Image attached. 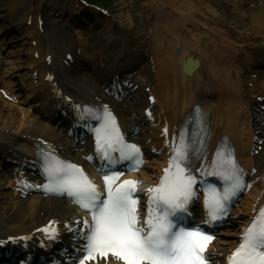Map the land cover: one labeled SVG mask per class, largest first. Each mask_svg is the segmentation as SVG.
I'll return each mask as SVG.
<instances>
[{
	"label": "bare ground",
	"instance_id": "1",
	"mask_svg": "<svg viewBox=\"0 0 264 264\" xmlns=\"http://www.w3.org/2000/svg\"><path fill=\"white\" fill-rule=\"evenodd\" d=\"M203 1L143 0L142 2V10L147 12L154 24V34L150 33V35L154 46L153 69L156 82L154 88L157 93H155L156 103L160 107L166 106L168 110L166 119L169 124L180 122L183 115L191 109V106L194 103H199L208 112L211 118V127L215 134L226 131L231 134V139L236 141L235 144L238 145L240 151L245 148L247 150L250 145L245 137L241 113V109L247 106V103L240 97L244 84L239 76V56L235 50V53L231 51L234 49V44L230 41L232 30L228 24L220 25V18L216 14L212 0H206L204 6L202 5ZM235 1V9L238 13H242L244 11L242 2ZM2 4L4 6H1ZM70 6H72L71 10L70 8L69 10L64 9L60 13H67L68 19H72V22L78 19L80 23L84 19L90 20L96 17H88L80 13L79 10L73 8L75 4ZM53 9L57 8L46 0H0V23L3 24L4 21L12 18L19 19L23 24L17 23L16 29L33 40V42H27V45L24 44L26 46L23 48L25 49L23 60L30 59L29 63L26 64L32 65V69L37 71L38 81L45 71L51 70L53 72L56 64L61 63L59 58L62 50L51 47L49 41L45 40L43 34L37 30L36 24V18L42 19V25L50 28L53 36L62 34V31L58 29L60 24L48 17ZM29 19L30 25H27L25 22ZM251 20L256 27L254 29L259 33L264 32L263 10L259 14H252ZM236 23L239 25V22ZM201 26L205 29L201 30ZM260 35L264 40V33ZM20 48L23 50L22 47ZM177 48H179L178 52L176 51ZM33 51L38 57L40 55L41 57L33 58L30 55ZM70 51L71 47L65 49L63 58L65 53H70ZM82 51L86 52L85 49ZM255 53L257 54L259 51ZM46 55L51 56L50 63L43 61V57ZM187 56L196 57L200 62L190 75L183 74L181 69V64ZM77 57L78 55L73 54L74 64L78 62ZM260 63L263 62L260 61ZM83 75H86V72L82 71V74L77 77V82L86 85L85 78L79 80ZM57 77L56 74L53 79L59 83ZM63 85L65 86V84ZM0 100L4 104L0 103V140H11V144H17L21 141V138H17L19 135L26 134L35 137L39 133H44L57 141L61 140L59 131H54L48 126L47 128L27 110L9 104L1 98ZM20 144L22 149L25 148V141L20 142ZM9 150L11 151H7V159L4 162L11 168L21 169V164L25 160L13 153V150L18 149L12 147ZM8 188L7 176L0 170V239L8 235L33 231L43 224L46 215H63V212L55 205L56 203L54 204L49 200L43 203L41 207H37V205L35 209L29 208L30 206L22 200L19 201L13 192V194L4 192ZM263 193L264 172L259 174L251 193L245 197L248 200H244V208L252 210L255 203L258 202L257 198ZM15 210L19 211L21 216L28 212L27 218L30 216V220L24 218L18 226L8 225L7 222L11 220ZM237 211L240 210L237 209ZM240 222L241 220H238L234 230L229 231L219 239L221 250L227 249L234 243ZM31 234L34 235L35 232Z\"/></svg>",
	"mask_w": 264,
	"mask_h": 264
},
{
	"label": "snow or ice",
	"instance_id": "2",
	"mask_svg": "<svg viewBox=\"0 0 264 264\" xmlns=\"http://www.w3.org/2000/svg\"><path fill=\"white\" fill-rule=\"evenodd\" d=\"M95 131L97 150L109 162L115 163L111 151L119 146L121 160H133L137 167L142 164L140 149L123 140L106 106L103 122ZM189 156V144L181 135L159 183L148 188L147 215L141 225L136 193L143 191L146 182L126 179L114 184L119 174L105 175L107 191L102 193L81 167L49 153L45 162L49 183L45 187L66 193L92 213L91 223L83 221L86 243L80 264L109 255L123 264H207L204 250L212 237L199 226L185 224L189 203L196 196V177L190 174ZM214 164L222 169L218 174L224 177L225 186L222 191L214 186L207 189L206 225L223 216L231 198L244 187L231 155L218 151ZM229 264H264V208L244 230L242 242L229 256Z\"/></svg>",
	"mask_w": 264,
	"mask_h": 264
},
{
	"label": "rangeland",
	"instance_id": "3",
	"mask_svg": "<svg viewBox=\"0 0 264 264\" xmlns=\"http://www.w3.org/2000/svg\"><path fill=\"white\" fill-rule=\"evenodd\" d=\"M43 1V0H42ZM48 1L49 4H52L53 7H56L57 9H60V5H62L66 0H46ZM102 0H98V2H101ZM140 3L143 2V0L139 1ZM137 0H130V1H125V0H107V3L110 5L108 6L110 15L105 16V24L103 26H106L108 31L110 32V26L114 25L113 30L111 33L106 34L103 30H97L96 35L92 34V31H88V29H83V32L81 33L80 37L83 39L85 38V44H89L90 41H93L95 45L98 48H101L106 51L108 50L110 45H113L114 47L111 49L112 51L116 52L117 47H120V38H122L121 34H124V29L131 30L133 34L136 33V27L134 24L139 25L140 23L137 20V14L139 12L138 3ZM215 3H222V0H214ZM204 6V4H202ZM201 5V6H202ZM216 9L217 13L219 14L218 16L222 18L226 22H231L233 19H227L230 15V9L227 5H219V6H214ZM54 12V9L51 13ZM55 15L56 18L58 16L57 11L55 10ZM130 16L133 17L132 22L129 20ZM228 16V17H227ZM65 25L67 26V22L65 21ZM63 27V24L61 25ZM71 33H75L72 32ZM78 33V31H76ZM115 35L113 39H107V36L109 35ZM115 42V43H114ZM107 47V48H106Z\"/></svg>",
	"mask_w": 264,
	"mask_h": 264
}]
</instances>
